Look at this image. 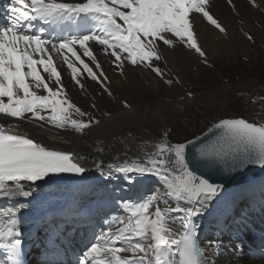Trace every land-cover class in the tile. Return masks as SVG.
<instances>
[{
    "label": "snow or ice",
    "instance_id": "obj_1",
    "mask_svg": "<svg viewBox=\"0 0 264 264\" xmlns=\"http://www.w3.org/2000/svg\"><path fill=\"white\" fill-rule=\"evenodd\" d=\"M209 2L9 0L6 21L0 24V117L45 121L85 133L99 121L68 97L62 72L70 71V81L82 90L86 73L112 95L98 59L102 52L121 75L127 62L172 85L173 79L166 78L171 73L160 63L167 65L177 46L194 50L207 63L195 29L197 16L227 34ZM73 113L88 119H74ZM251 165L264 167V122L242 117L217 118L203 137L185 142L162 138L142 157L111 163L107 171L98 161L101 175L122 176L133 191L115 201L122 214L106 220L99 235L93 233L76 264H214L209 252L216 241L200 247L195 218L207 214L226 185L238 181ZM86 171L72 153L50 150L27 135L7 131L0 122V200L8 202L0 206L3 264H25L20 219L37 191L62 174L83 176ZM151 178L155 187L142 191L143 181ZM177 220L183 231L172 227ZM44 264L52 262L46 259Z\"/></svg>",
    "mask_w": 264,
    "mask_h": 264
},
{
    "label": "bare ground",
    "instance_id": "obj_2",
    "mask_svg": "<svg viewBox=\"0 0 264 264\" xmlns=\"http://www.w3.org/2000/svg\"><path fill=\"white\" fill-rule=\"evenodd\" d=\"M61 2H79V0H61ZM255 2L258 9L264 10V0H255ZM209 7L214 17L226 28L227 34L220 33L197 16L195 29L199 35L200 44L204 45V42L209 43L207 47L210 56L207 54V48L204 49L208 60L213 59L214 54L224 55L223 53H227L226 51H221L216 46L214 38H221L220 42L227 43L226 37L231 39L235 36V29L238 25V20H240L239 13H242L245 9L250 10L253 7V0H233L232 4H229L228 0H210ZM247 12L249 11L247 10ZM223 18L227 19V23L222 21ZM246 25L251 27L256 34L262 35L264 31V23L258 24L256 21L251 20L247 21ZM177 48L182 57L183 67L189 68L190 61L187 48L182 46H177ZM229 49L234 53L236 52L233 50L234 48ZM241 51L244 50L241 49ZM97 54L100 63L109 77L110 90L118 99L117 113L111 116L102 115V117L97 119L99 124L93 125L85 133L72 132L67 129L55 130L43 121L32 123L30 121H16L13 119L3 120L0 117V122L5 124L7 131L27 135L50 150L70 152L87 169L83 176L62 174L58 178L52 179L37 191L35 194L37 199L32 201L30 207L22 210L23 215L20 219V226L24 233L23 238L30 243V248L33 252L37 249L42 235L45 237V233L48 232L59 233L62 230L61 226L64 222L87 213L88 209L108 203L109 199L106 195L118 193L119 186L124 184L123 177L115 174L111 178L108 175H101V170H98L95 166L98 161L103 162V170L107 171V167L111 163H123L125 159L132 160L138 156H143V152L140 150L124 147V143L121 140L117 138L113 139L111 135L119 131L121 132L122 127H127L128 124L134 121L138 123L137 125L134 124L136 126L135 131H141L142 133L140 134L142 136H147L146 131L140 127L143 125L142 121L147 122L149 126L157 122L165 123L168 116L174 114L183 115L190 107L207 105L206 103L209 102L207 96L214 98L219 92L210 91L209 94L199 93L189 98L185 94V89L180 81L178 82L176 78L174 81L176 89L170 92L175 94V91H177L180 96H185L183 100L180 99L179 102H165L157 99L152 105L140 102L138 103L139 105L134 106L128 104L129 107L125 108L124 102L129 103V96L131 95L125 81V74L121 75L119 70L111 64V60L102 52H98ZM84 59L95 70L91 62L87 58ZM62 67L66 69V65ZM141 73L150 78L152 81L150 86L156 92L158 85L156 84L157 82H154L153 76L142 68ZM62 76L64 83L67 85V95L73 101L78 102L79 94L82 92L90 94L97 90H103L95 81L87 78L86 73L82 77L83 90L70 81V71H63ZM239 84L241 86L251 85L248 81H243ZM223 88L227 90L231 86L223 85ZM40 94H44L42 90ZM218 104L221 103L218 102ZM40 124L44 125L43 128L39 126ZM124 139L132 142L131 138ZM148 185L155 187V178L144 180L141 190L144 191ZM232 189L234 190L231 191ZM122 194H119L120 196L117 198H120ZM0 206H8V202L0 200ZM251 208L254 210H250ZM217 210L221 214L223 213V216H216L215 219L213 214ZM216 221H218L217 224H213ZM59 223L60 226H57ZM195 223L198 226L200 247H205L209 241H216V245L209 252L214 264H264V254H262L264 253V175L226 187L224 195L219 200V204L212 205L211 210L207 214L195 218ZM213 226L214 232L211 229ZM67 227L70 228L72 225H68ZM172 227L178 231H183L179 220ZM228 236L230 240H226ZM66 248L67 244L60 245L61 250ZM232 249L235 251V254L232 253ZM32 251L30 253V262L32 264H43L41 260L35 257Z\"/></svg>",
    "mask_w": 264,
    "mask_h": 264
},
{
    "label": "rangeland",
    "instance_id": "obj_3",
    "mask_svg": "<svg viewBox=\"0 0 264 264\" xmlns=\"http://www.w3.org/2000/svg\"><path fill=\"white\" fill-rule=\"evenodd\" d=\"M247 10L249 12H247ZM239 16L240 20H238V25L235 29V36L231 39L226 37L227 43L220 42L221 38H214L216 46L221 51L227 52L223 53L224 55L214 54V58L210 59L211 62L207 58V63H204L194 50L191 51L187 49L190 67L185 68L183 67L182 57L176 47L174 52L175 55L173 53L170 56L167 65L163 62L160 63L163 71L171 73V75L166 76V78L173 79V81L177 78L178 82L180 81L185 89L186 95L189 92L192 93V96H195L199 93L209 94L210 91H219L214 98L210 97L212 99L207 96L209 101L206 103L207 105L190 107V109H188L183 115L174 114L168 116L165 123L157 122L150 124L149 126L147 122L142 121L143 125L140 127L146 131L147 136H142L140 134L142 133L141 131H135L136 126L134 124L137 125L138 123L133 121L128 124L127 127H122L121 132L119 131L114 135H111L112 138L121 140L124 143V147L128 149H136L144 153L146 151H151V145L162 138L167 139L171 143L185 142L191 137L200 134L220 117H243L249 119L251 122H264L262 121V119H264V102L261 101V97H264V31L262 32V35H259L256 34L251 27L246 25V22L251 20L256 21L258 24L264 23V10L258 9L254 0L253 7L250 10H243L242 13H239ZM225 19L226 18H223L222 21L227 23V19ZM248 36H251L252 39H248ZM199 42L201 43V41ZM208 44L204 42V45H202L203 49L207 48V54L210 56L207 47ZM229 48H234L233 50L236 52L234 53ZM241 49L244 51H241ZM223 57L225 58L223 59ZM141 68L149 72L153 76L154 82H157L158 89L156 92L153 91L150 86L152 82L150 78L141 73ZM125 71V81L131 92V95L129 96L130 102L128 104H131L132 106L139 105L138 103L140 102L152 105L157 99H161L165 102H179L181 97H185L182 95L180 96L177 91H175V94L173 92L171 93L170 91L176 89L175 83L172 85H166L160 77H157L155 73L153 74V72L147 68L133 66L126 62ZM243 81H248L251 85L241 86L239 83ZM223 85H230L231 88L227 90L224 88L222 89ZM80 94L78 102L73 100L72 102L96 120L102 117L103 113H108V115L111 116L118 112L117 106L119 102L113 93L112 95H108L103 90H97L90 94L88 92H82ZM177 94L178 96H176ZM218 102L221 104H218ZM93 105H95V107H93ZM73 118L88 119L87 116L81 118L75 113H73ZM43 122L55 130H61V128H57L45 121ZM64 129L72 132L76 131L73 128ZM165 133H167V136H165ZM124 138H131L133 143L131 141H126ZM143 141H149V145H143ZM149 186L150 185H148L144 191H146ZM233 190L234 189L231 191ZM216 204H219V200L215 205ZM250 210L254 209L251 208ZM213 216L216 219V216L222 217L223 213L221 214V212L217 210ZM232 253L235 254L233 249Z\"/></svg>",
    "mask_w": 264,
    "mask_h": 264
},
{
    "label": "water",
    "instance_id": "obj_4",
    "mask_svg": "<svg viewBox=\"0 0 264 264\" xmlns=\"http://www.w3.org/2000/svg\"><path fill=\"white\" fill-rule=\"evenodd\" d=\"M225 118H239V117H225ZM216 122H214V123H216ZM211 125L209 127H211ZM209 127H207L200 134L195 135V136L191 137L188 140L195 139L196 137H203L204 134L207 133V130H208ZM262 175H264V167H261L259 165H251L246 170L243 171L242 176L240 177V179L238 181L233 182V183H228L226 185V187H229V186H232V185H236V184L241 183V182H246V181H249L251 178L254 179V178L259 177V176H262ZM217 182H221V181H217Z\"/></svg>",
    "mask_w": 264,
    "mask_h": 264
}]
</instances>
